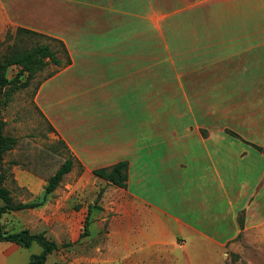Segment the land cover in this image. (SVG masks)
Wrapping results in <instances>:
<instances>
[{
    "label": "crops",
    "instance_id": "obj_1",
    "mask_svg": "<svg viewBox=\"0 0 264 264\" xmlns=\"http://www.w3.org/2000/svg\"><path fill=\"white\" fill-rule=\"evenodd\" d=\"M19 26L69 50L35 102L75 164L129 162L101 198L123 255L225 264L264 226V0H0Z\"/></svg>",
    "mask_w": 264,
    "mask_h": 264
},
{
    "label": "rangeland",
    "instance_id": "obj_2",
    "mask_svg": "<svg viewBox=\"0 0 264 264\" xmlns=\"http://www.w3.org/2000/svg\"><path fill=\"white\" fill-rule=\"evenodd\" d=\"M32 40L26 36L10 37L0 44V56L7 53L14 43L31 46ZM41 41L58 49L59 56L66 59L58 42L48 38H41ZM57 68V65L49 64L36 73L29 85L15 92L9 105L3 108L4 133L18 138L16 146L0 158V169L5 168L8 173L5 184L11 189L15 202L42 199L49 178L71 156L35 102L40 83ZM19 69L18 66H10L7 76L15 78ZM20 79L23 82L27 80V73ZM74 167L59 187L48 195L42 207L4 214L1 220L4 231L28 228L34 233L45 232L60 247L49 255L46 264H142L135 255H123L120 223L110 222L115 211L111 208L103 211L109 202L99 200L98 196L108 186L107 181L94 173H84L76 164ZM109 206H114V203L110 202ZM89 209L88 231L81 236ZM113 227L117 229L111 236ZM72 242L71 246L67 245ZM41 251L38 243L31 248H23L12 242L0 241V264H30L31 256ZM178 256L177 264H186L184 252ZM225 264H264V226L244 231L234 239L228 246Z\"/></svg>",
    "mask_w": 264,
    "mask_h": 264
},
{
    "label": "trees",
    "instance_id": "obj_3",
    "mask_svg": "<svg viewBox=\"0 0 264 264\" xmlns=\"http://www.w3.org/2000/svg\"><path fill=\"white\" fill-rule=\"evenodd\" d=\"M24 36L31 40L33 38V44L31 46H20L16 42L7 53L0 56V158H3L6 152L11 151L18 142L17 137L4 133L6 122L2 118L3 108L9 105L12 100V95L18 90L28 86L32 77L46 68L49 64H55L63 68L72 63L71 55L63 40L29 28L19 26L14 32L8 31L5 40L0 42V44L4 43L10 37H16L17 39ZM41 38H48L58 42L61 45L66 59L59 56L58 49H54L49 43L42 42ZM10 66L20 67L16 77L13 79L7 76V70ZM25 73H27V80L23 82L20 77ZM53 73L48 76H51ZM51 127L55 130L52 125ZM60 141L67 148L66 143L61 139ZM255 146L264 152V147ZM74 166L75 158L71 154V156L59 167L56 173L49 178L43 198L28 202H15L11 189L5 184L8 178L7 170H5V168L0 169V241L12 242L23 248H31L34 243H38L42 247V251L31 256L30 264H46L49 255L57 251L60 248L59 245L55 240L48 238L45 232L34 233L28 228L16 232H5L1 222L2 217L6 213L42 207L47 201L48 195L59 187L65 175L72 171ZM128 167L129 162L127 160H121L111 166L97 168L93 170V173L97 177L103 178L114 185L126 187L128 181ZM103 192L104 189L99 193V200L102 198ZM90 214L91 209H89L84 224L85 230L81 236L87 234ZM240 221L243 224L242 217H240ZM72 244L73 242L67 245L71 246ZM55 264L64 263L58 262Z\"/></svg>",
    "mask_w": 264,
    "mask_h": 264
}]
</instances>
